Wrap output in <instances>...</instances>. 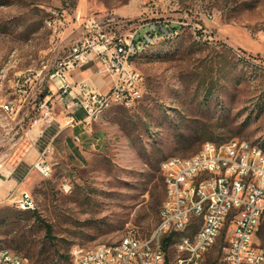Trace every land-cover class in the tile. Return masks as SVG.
I'll use <instances>...</instances> for the list:
<instances>
[{
  "label": "rangeland",
  "instance_id": "rangeland-1",
  "mask_svg": "<svg viewBox=\"0 0 264 264\" xmlns=\"http://www.w3.org/2000/svg\"><path fill=\"white\" fill-rule=\"evenodd\" d=\"M56 10L70 19L161 20L177 35L132 60L145 78L143 99L113 104L86 125L69 124L59 101L46 114L47 81L25 98L0 91V104L21 103L15 115L0 109V180L17 181L0 197L28 191L37 204L0 202V251L31 264H42V253L51 256L43 264H69L74 247L114 244L131 230L148 237L166 197L167 159L191 157L208 141L264 147V0H0V67L16 57L19 70L38 71L63 56L45 28ZM47 147L49 178L35 169ZM226 246L225 233L206 263L225 264Z\"/></svg>",
  "mask_w": 264,
  "mask_h": 264
},
{
  "label": "built area",
  "instance_id": "built-area-1",
  "mask_svg": "<svg viewBox=\"0 0 264 264\" xmlns=\"http://www.w3.org/2000/svg\"><path fill=\"white\" fill-rule=\"evenodd\" d=\"M49 19L52 30H58L53 50L58 54L63 50V56L48 62L40 73L24 71L16 88L25 98L32 95L35 85L47 81L41 108L51 114L49 105L59 101L68 123L76 125L91 123L96 106L117 103L130 108L139 102L145 78L140 70L131 68V56H138V48L149 46L153 40L177 35L161 20L138 22L113 15L83 17L79 12L70 19L66 11L57 10L51 12ZM75 31L78 36L63 47L68 33ZM93 69L107 82V91L90 86L88 81L72 80L75 72ZM23 75H31V82H23ZM54 96L56 100H52ZM0 109L15 115L21 103L10 100L0 104ZM81 110L85 111V119L76 122L75 115ZM52 151L47 147L35 164L45 178L52 176L46 161ZM162 172L166 187L160 211L162 228H155L145 238L131 230L125 241L112 244L109 253L101 258H94V249L102 245L76 246L69 264H173L178 258H185V264H207V255L225 233V264H264V154L239 145V139L223 144L208 141L191 157L167 159ZM168 198H175V205H168ZM0 202L17 203V209H37L28 191ZM169 243L177 244L174 259L168 254ZM0 264L31 263L11 251L3 255Z\"/></svg>",
  "mask_w": 264,
  "mask_h": 264
},
{
  "label": "bare ground",
  "instance_id": "bare-ground-1",
  "mask_svg": "<svg viewBox=\"0 0 264 264\" xmlns=\"http://www.w3.org/2000/svg\"><path fill=\"white\" fill-rule=\"evenodd\" d=\"M45 28L51 33L52 44L56 43V41H58V30H52V21L49 19V17L45 20ZM173 37L174 36H169L168 38L156 39V40L151 41V44L149 46H142L138 48V56H131V68L133 70H138L135 67L134 62L132 61L133 59L140 57L141 55H143L146 51H148L152 46L156 45L157 43L172 39ZM4 65H5L4 69H3V66L0 67V91H5L9 86L12 90H15L18 96H22L20 90L16 88L18 87V77H20V75H22L23 73V71L19 70V60L16 57H12ZM46 67L47 66H44L43 70H46ZM43 70L29 71L27 73H40ZM23 82H31V75H23ZM143 97H144V92H140V100L143 99ZM13 102L17 103L16 100H14ZM113 104H117V103H109L107 107L96 106L95 115L92 118V121H96L99 118H101L104 111L110 108ZM120 105L126 107L125 104H120ZM239 145H247V148L258 150L260 151L261 154H264V147L262 146L255 145V144H252L244 140H239ZM171 159H176V157L171 158ZM48 174H53V168L51 165H49L48 167ZM168 205H175V198H168ZM156 228H162V220H159V223L156 226ZM262 228H264V221H262ZM120 241H125V236ZM169 245L170 247H173L177 253V244L169 243ZM109 249H112V244H103L101 247L94 249V258H101V255H107L109 253ZM9 252L11 251L10 250L0 251V261H3V255L8 254ZM173 264H185V258H178L177 260L173 262Z\"/></svg>",
  "mask_w": 264,
  "mask_h": 264
},
{
  "label": "crops",
  "instance_id": "crops-1",
  "mask_svg": "<svg viewBox=\"0 0 264 264\" xmlns=\"http://www.w3.org/2000/svg\"><path fill=\"white\" fill-rule=\"evenodd\" d=\"M78 34H79L78 31H75L73 34L68 33V35L66 36V38L64 40L65 42H64L63 47H66L71 42L72 39H74V38H76L78 36ZM73 76H74L72 78L73 81H88V83L90 84V86H92V87H94L96 89H99L101 91H107L108 90L107 82L104 81V80H102V79H100L93 71L92 72H83V73H81V72H75ZM81 113L83 114L84 112L83 111H78L77 114L75 115L76 122H81L82 120L85 119V116L82 119H78L77 118V115L78 114H81ZM74 125H76V124H74ZM34 131H35V129L31 130L29 133H32ZM6 172L7 173H3V175L6 178H10L13 175L12 174V171H6ZM13 181L17 184V181L15 179H13ZM0 182H1L0 183V191H1L2 188H5V189L8 190V193H9L11 191H14L15 188L17 187L16 184H12L8 180H0ZM1 199L2 198L0 197V201H2Z\"/></svg>",
  "mask_w": 264,
  "mask_h": 264
},
{
  "label": "trees",
  "instance_id": "trees-1",
  "mask_svg": "<svg viewBox=\"0 0 264 264\" xmlns=\"http://www.w3.org/2000/svg\"><path fill=\"white\" fill-rule=\"evenodd\" d=\"M8 212H9V210H8ZM20 212H21V211H20ZM33 212L35 213V211H33ZM23 213H28V212H23ZM7 214H9V213H7ZM8 216H9V215H8ZM45 227H46L47 237H49L50 239H53V237H52V227H51L50 225H48V224H45ZM167 242H169V240H167ZM167 248H168V245H166V249H167ZM40 257H41V258L44 257V259L40 260L41 263L43 264L44 262H47V260H48L51 256H49V255L46 256L45 253H42V254H40Z\"/></svg>",
  "mask_w": 264,
  "mask_h": 264
}]
</instances>
